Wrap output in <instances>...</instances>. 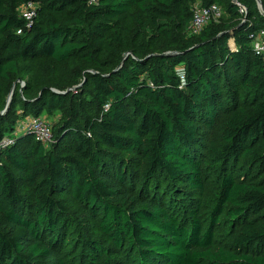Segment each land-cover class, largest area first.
Returning <instances> with one entry per match:
<instances>
[{"label":"trees","instance_id":"16d2710c","mask_svg":"<svg viewBox=\"0 0 264 264\" xmlns=\"http://www.w3.org/2000/svg\"><path fill=\"white\" fill-rule=\"evenodd\" d=\"M198 1L223 14L194 34ZM263 30L257 0H0V264H75L61 253L74 224L65 193L113 245L86 241L77 264H264V58L252 48ZM30 116L52 125L48 144L17 127ZM240 159L261 178L237 179ZM220 224L234 233L223 244Z\"/></svg>","mask_w":264,"mask_h":264},{"label":"rangeland","instance_id":"374dc122","mask_svg":"<svg viewBox=\"0 0 264 264\" xmlns=\"http://www.w3.org/2000/svg\"><path fill=\"white\" fill-rule=\"evenodd\" d=\"M201 3L198 1L196 2L195 6H199ZM45 62V63H43ZM48 60H41V59H35V66L39 70H41L44 66L47 65ZM21 85V86H20ZM82 85V84H81ZM25 82L19 81L17 83H14L10 89V94L12 93V98L9 103L8 110H10L11 105L13 103V96L16 90H20V92L24 91L25 89ZM35 91L33 89L31 92ZM8 94L7 99L9 100ZM7 100V101H8ZM8 103V102H7ZM7 110V112H8ZM18 115L22 114L21 106L18 104L16 109ZM6 112V113H7ZM15 113V114H17ZM15 116V115H14ZM223 116V115H222ZM219 117L218 121L212 128H204L206 131V137L208 141H210L213 138H217L222 133L223 123L225 121L224 117ZM56 119L50 118L51 122H55ZM19 121V120H18ZM58 121V120H57ZM26 122V118H21L18 122L17 127L22 128L24 123ZM118 155H121L122 162H124L127 165H132V159L135 155L128 153V152H119ZM235 175L241 176L246 181H257L261 178L262 172L259 170L258 166L254 163H248L244 162L242 159L238 160V163L235 164ZM222 176L223 174L216 170L212 172L207 173V183H206V190L204 192V195L201 196V201L206 204V206H209V204L213 203L212 201L214 198L217 197L220 186L222 183ZM23 192L29 193L30 189L26 185H22ZM136 190H138V187H136ZM60 198L65 200V204L70 211L72 221H74V224L71 226V229L67 232H65L64 236L62 237V245H61V253L67 260H71L75 264L78 263L80 257L83 255V253H88L89 247L86 241H96L100 242L105 246H108L111 248L113 246L111 242L103 235L101 230L98 226V220H94L87 216V212L84 208H82L75 199L70 195V193H65L60 196ZM204 215H207L209 213L208 210L203 209ZM253 214L248 213L247 218H252ZM234 236L233 229L229 227L228 225L220 224L216 227L215 230V239L220 242L221 244L229 242ZM111 252V258L116 259L118 257V254L116 251ZM101 262V259L100 261Z\"/></svg>","mask_w":264,"mask_h":264},{"label":"built area","instance_id":"2783aa9c","mask_svg":"<svg viewBox=\"0 0 264 264\" xmlns=\"http://www.w3.org/2000/svg\"><path fill=\"white\" fill-rule=\"evenodd\" d=\"M98 0H89L90 4L97 3ZM241 12L246 13V8L241 6ZM21 13L24 18L33 21L34 16L36 15V5L33 3L24 4L21 7ZM223 11L220 6L213 4L209 7L196 6L194 10V15L190 23V31L194 34L200 33L204 27L211 21H218L222 17ZM21 32V31H20ZM252 48L256 54L261 55L264 58V30L257 33L252 40ZM184 79V76L181 77ZM23 128H28L32 131V134L39 140L48 144L53 137L52 125L44 117H33L30 116L26 118V122L22 126ZM10 140L6 138L3 141V144H8Z\"/></svg>","mask_w":264,"mask_h":264},{"label":"water","instance_id":"95a60500","mask_svg":"<svg viewBox=\"0 0 264 264\" xmlns=\"http://www.w3.org/2000/svg\"><path fill=\"white\" fill-rule=\"evenodd\" d=\"M258 1V4H259V6H260V9H261V11L262 12H264V7H263V4H262V1L261 0H257ZM126 58V57H125ZM124 58V59H125ZM124 63V60H123V62H121V64L119 65V67L116 69V70H114V72H116L118 69H120V67L122 66V64ZM20 81V80H19ZM71 89H69L68 91H70ZM64 93V92H63ZM12 93L10 94V96H9V100H8V103H7V106H6V108H5V110L1 113V115H3V114H5L6 112H7V110H8V107H9V103H10V100H11V98H12Z\"/></svg>","mask_w":264,"mask_h":264}]
</instances>
